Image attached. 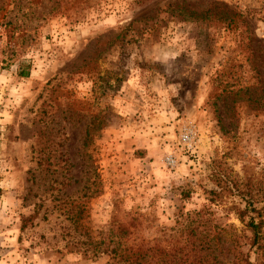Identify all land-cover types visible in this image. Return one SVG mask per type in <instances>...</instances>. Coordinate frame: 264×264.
I'll return each instance as SVG.
<instances>
[{
	"label": "rangeland",
	"instance_id": "374dc122",
	"mask_svg": "<svg viewBox=\"0 0 264 264\" xmlns=\"http://www.w3.org/2000/svg\"><path fill=\"white\" fill-rule=\"evenodd\" d=\"M0 188V264H264V0H0Z\"/></svg>",
	"mask_w": 264,
	"mask_h": 264
},
{
	"label": "trees",
	"instance_id": "16d2710c",
	"mask_svg": "<svg viewBox=\"0 0 264 264\" xmlns=\"http://www.w3.org/2000/svg\"><path fill=\"white\" fill-rule=\"evenodd\" d=\"M190 19L194 18H201L203 20L210 19V18H216L219 14V12L216 11V8H208L205 10H202L201 12L197 13L196 11L190 10L189 11ZM218 19V18H216ZM220 20H224L225 18L221 17ZM230 22H233V20H230ZM22 76H28V72H22ZM88 136L91 135L90 130L88 131ZM0 188V193H1ZM128 222V226L124 225L123 223H120L118 221H115L113 223V226L110 228L109 232L106 235V238L110 241L105 242L107 247L106 250L108 251L110 244L115 243L116 247L111 249V253L117 255L121 260L125 262H129L132 264H142V259H144L147 255H143L142 253V246L149 242V240L143 235V220L141 218V215L132 214L129 216V218L126 220ZM247 226L250 228L252 236L250 239V245L252 249H254L255 254L257 255V259L260 260L264 256V234H263V226H264V220L261 219L259 222H256L254 218H252ZM193 235H196L195 233ZM190 239V238H188ZM104 241V240H103ZM130 241L132 243L137 242L139 244V248L135 249L132 244H129ZM190 241V240H189ZM196 248V245L193 246ZM105 250V251H106ZM194 252V254H191ZM186 259H184L185 263L183 264H210V254L203 252L202 250H192L188 252ZM191 256L194 257L195 260H190L189 258ZM235 263L236 264H255L251 261V256L249 252H244L242 249L237 250L235 252ZM214 259L217 257H213ZM145 264H148L145 262Z\"/></svg>",
	"mask_w": 264,
	"mask_h": 264
}]
</instances>
